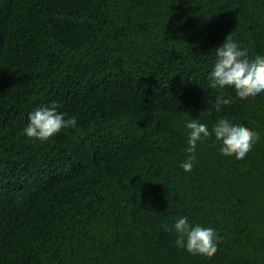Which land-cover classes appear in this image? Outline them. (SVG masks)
I'll return each mask as SVG.
<instances>
[{
  "label": "trees",
  "instance_id": "16d2710c",
  "mask_svg": "<svg viewBox=\"0 0 264 264\" xmlns=\"http://www.w3.org/2000/svg\"><path fill=\"white\" fill-rule=\"evenodd\" d=\"M229 34L264 56V0H0V264H264V93L208 81ZM52 102L77 126L25 136ZM224 117L259 141L185 173L184 122ZM182 216L214 255L176 246Z\"/></svg>",
  "mask_w": 264,
  "mask_h": 264
},
{
  "label": "clouds",
  "instance_id": "9594fccd",
  "mask_svg": "<svg viewBox=\"0 0 264 264\" xmlns=\"http://www.w3.org/2000/svg\"><path fill=\"white\" fill-rule=\"evenodd\" d=\"M209 87L223 90L232 88L236 97L255 98L264 93V56H249L247 48L236 43L229 34L224 43L215 49V60L208 74ZM215 108L220 112L222 107L231 103L222 95L215 97ZM77 126L75 117L66 118V113L58 110L55 102L48 106L37 107L27 117L24 135L30 139L46 141L64 129ZM187 130V157L180 164L185 173H191L196 161L199 144L210 137L219 143L222 156H235L243 160L257 143L260 136L251 128L224 117L216 121L211 130L199 119L184 122ZM165 231L176 233L175 244L192 255H214L218 250L219 235L214 226L203 227L189 222L188 216L177 218L171 225H163Z\"/></svg>",
  "mask_w": 264,
  "mask_h": 264
}]
</instances>
